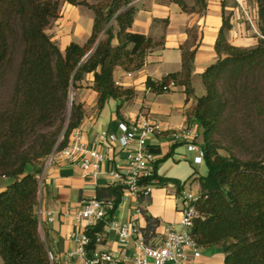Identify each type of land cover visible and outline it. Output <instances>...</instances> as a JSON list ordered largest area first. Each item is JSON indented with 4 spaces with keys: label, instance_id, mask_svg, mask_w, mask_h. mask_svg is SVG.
Masks as SVG:
<instances>
[{
    "label": "trees",
    "instance_id": "1",
    "mask_svg": "<svg viewBox=\"0 0 264 264\" xmlns=\"http://www.w3.org/2000/svg\"><path fill=\"white\" fill-rule=\"evenodd\" d=\"M133 1L0 0V178L12 179L0 191V264H55L37 215L41 175L50 156L67 148L81 125L82 106L73 102L68 119L67 111L71 89L85 76L93 75L91 88L98 93L99 110L111 99L123 103L134 97L132 90L115 83V69L140 70L155 44L129 32L136 14ZM65 3L91 10L94 24L84 46L71 43L61 51L47 32L60 18ZM197 4L204 9V0ZM256 4L261 37L252 48L228 42L232 25L230 17L223 16L214 46L218 60L201 75L205 92L201 98L195 95L192 79L198 47L192 50L186 44L180 48V72L146 82L156 94L169 92L168 85L173 83L184 88L187 101L195 100L189 118L203 129L207 175L198 181L207 199L197 205L204 219L195 223L192 234L202 248L223 247L224 264H264V159L244 161L230 149L222 154L216 139L232 105L243 106L242 101L252 98L251 110H245L247 117L264 116L259 105L264 87V0ZM148 149L159 154L151 146ZM153 181L159 186L178 184L156 173L147 182ZM102 191L97 199L113 198L119 206L120 187L109 186L106 195ZM145 218V242L155 243L159 222ZM103 226L99 223L88 230V258L96 249L95 234Z\"/></svg>",
    "mask_w": 264,
    "mask_h": 264
},
{
    "label": "crops",
    "instance_id": "2",
    "mask_svg": "<svg viewBox=\"0 0 264 264\" xmlns=\"http://www.w3.org/2000/svg\"><path fill=\"white\" fill-rule=\"evenodd\" d=\"M180 2L186 6L185 9ZM197 2L198 0L133 1L136 14L129 32L150 38L155 46L140 70L128 72L121 67L115 69V83L134 92L131 100L122 103L111 99L99 110L98 93L91 88L93 75L85 76L84 81L78 83L75 103L82 106L84 117L77 129L86 148L99 152L106 160L100 165L97 177L87 175L79 159L66 161L54 158L46 162L41 175L37 215L41 234L55 264H83L86 259L80 254V237L86 222L77 223L71 215L80 212L89 200L96 198L98 191L103 190L105 192L101 193L106 195L108 187L112 186L109 171L116 165H126L127 152L131 148L122 150L108 138L110 135L117 138L122 136L119 129L121 123L148 120L159 124V132L148 142V146L159 151V154H155L156 174L159 178L174 180L178 184L168 182L157 185L145 199L128 197L119 204L114 217L108 218L109 222L112 220L125 224L138 220L143 230L147 226L145 217L150 216L159 222L156 232L160 237L166 226L177 225L180 221L182 207L175 204L177 194L186 187L195 194H200L199 176L194 169L197 165L193 162L195 154L187 150L185 142L180 138L182 128L186 126L192 129L197 143L201 137V127L189 118L195 100L187 101L184 88L179 86L164 94L153 93L147 88V79L161 81L169 74L180 72V48L187 44L192 50L198 47L192 76L194 86L201 79L204 70L218 60L214 46L223 24V16L230 17L232 29L227 33V40L231 45L252 48L256 46L258 38H253L257 34L250 29L242 13L240 4L247 6V0H204V9ZM251 12L257 22L256 0ZM93 24L94 14L91 10L65 3L61 6L60 18L48 33L61 51H64L71 43L84 46L91 36ZM113 44L116 45L117 40ZM85 158L90 156L86 155ZM50 216L52 221L49 220ZM200 251L198 258H191L186 264L225 262L226 253L221 246L201 247ZM94 253L111 254L119 264H133L130 259L142 254L135 239L123 245L119 242L118 235L108 230L104 232L102 243L96 246L90 258ZM149 262L152 263L150 260Z\"/></svg>",
    "mask_w": 264,
    "mask_h": 264
},
{
    "label": "built area",
    "instance_id": "3",
    "mask_svg": "<svg viewBox=\"0 0 264 264\" xmlns=\"http://www.w3.org/2000/svg\"><path fill=\"white\" fill-rule=\"evenodd\" d=\"M236 1L239 2V0ZM240 6L250 29L261 37L258 30V20L256 22L251 10L242 4ZM173 87V83L168 85L170 90ZM119 129L122 136L117 138L110 135L109 141L118 144L122 150L131 149L127 152L126 165L123 167L116 165L109 171V175L112 177V185L120 187L123 191L121 202H124L128 197L148 198L157 184L156 181L147 182L155 176L157 163L156 155L148 149V142L159 132L160 126L155 122L146 120L135 121L130 124L124 122L119 125ZM194 137L192 129L187 126L182 128L181 140L185 142L187 150L195 154L194 164L201 165L205 158V150L202 145L195 141ZM86 155H89L90 158H85ZM54 158H61L66 161L79 159L86 174L95 177L100 174V165L106 160L104 155L86 148L78 129L74 130L69 146L59 152H54L49 160ZM180 198L182 199V208L179 223L166 226L159 240L149 244L145 242L144 233L138 220H131L125 224H119L112 220L108 221V218L114 217L118 207L114 200L97 198L89 200L80 212L71 215L77 223L86 222L84 232L80 237V254L86 258L83 264H119L116 257L111 254L94 253L91 258H87L86 246L90 243V238L87 235L88 230L99 223H104V226L102 232L95 234L96 246L102 243L106 230L115 232L119 242L123 245L128 244L131 240H136L142 254L130 259L133 264H186L191 258H198L201 254V247L194 239L192 230L198 220L204 219L197 205L202 198L205 200L207 197H202L201 193L195 194L183 190L177 194L176 200ZM138 214L141 215V212ZM49 220L52 221L53 218L50 216ZM50 257L53 259L51 254Z\"/></svg>",
    "mask_w": 264,
    "mask_h": 264
},
{
    "label": "rangeland",
    "instance_id": "4",
    "mask_svg": "<svg viewBox=\"0 0 264 264\" xmlns=\"http://www.w3.org/2000/svg\"><path fill=\"white\" fill-rule=\"evenodd\" d=\"M89 3H97L103 0H86ZM254 0H247L248 10H251ZM48 33V32H47ZM48 35H50L48 33ZM51 36V35H50ZM52 37V36H51ZM259 39V36H253ZM54 41V40H53ZM56 43V42H55ZM198 81V82H197ZM194 83L196 97L201 98L205 92L202 86L201 79L197 80ZM264 86V84H263ZM77 89V88H76ZM76 89H71L68 108L71 110L72 105L70 102H76ZM241 102V101H240ZM243 106L235 105L230 106L225 117V124L222 129L221 135L217 136L218 144L223 148L221 151L222 154H225L226 150L230 149L234 155L238 158L247 161V160H262L264 159V116L256 118L255 115L251 114L250 117H247L245 110L247 107L251 110V106L254 100L248 99V101H242ZM259 105L264 111V87L262 90V95L259 100ZM67 111V119L69 116ZM201 137L198 139V144L202 145L203 140V129L200 128ZM197 176L204 177L207 175V167L205 162L201 165L194 167ZM12 183V179L9 178H0V191L4 190L9 184ZM157 185L154 186L156 188ZM185 192H192L190 188L186 187ZM194 193V192H193ZM176 206H182V199L175 200Z\"/></svg>",
    "mask_w": 264,
    "mask_h": 264
},
{
    "label": "water",
    "instance_id": "5",
    "mask_svg": "<svg viewBox=\"0 0 264 264\" xmlns=\"http://www.w3.org/2000/svg\"><path fill=\"white\" fill-rule=\"evenodd\" d=\"M91 53V52H90ZM90 53L85 57V59H87L88 57H89V55H90ZM84 59V60H85ZM84 60H83V62H84ZM72 105V102H70V106ZM70 108H68V112L70 113V110H69Z\"/></svg>",
    "mask_w": 264,
    "mask_h": 264
}]
</instances>
